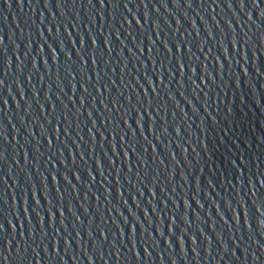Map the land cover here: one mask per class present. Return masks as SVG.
<instances>
[{"label": "water", "instance_id": "1", "mask_svg": "<svg viewBox=\"0 0 264 264\" xmlns=\"http://www.w3.org/2000/svg\"><path fill=\"white\" fill-rule=\"evenodd\" d=\"M0 264H264V0H0Z\"/></svg>", "mask_w": 264, "mask_h": 264}]
</instances>
